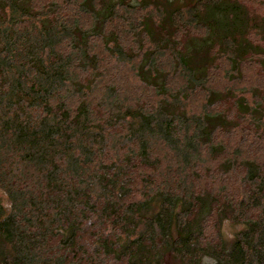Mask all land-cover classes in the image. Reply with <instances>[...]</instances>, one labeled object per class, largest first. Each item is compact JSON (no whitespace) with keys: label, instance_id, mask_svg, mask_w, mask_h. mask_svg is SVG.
I'll use <instances>...</instances> for the list:
<instances>
[{"label":"trees","instance_id":"16d2710c","mask_svg":"<svg viewBox=\"0 0 264 264\" xmlns=\"http://www.w3.org/2000/svg\"><path fill=\"white\" fill-rule=\"evenodd\" d=\"M257 1L0 0V264H264Z\"/></svg>","mask_w":264,"mask_h":264},{"label":"rangeland","instance_id":"374dc122","mask_svg":"<svg viewBox=\"0 0 264 264\" xmlns=\"http://www.w3.org/2000/svg\"><path fill=\"white\" fill-rule=\"evenodd\" d=\"M259 3V11H260V15H264V0H258L256 2V4ZM264 45V44H263ZM260 85H262V89L264 90V68L260 67ZM0 201L6 203V197L4 195V193L2 192V190L0 189ZM225 233L230 234V232L232 231V228L229 224L225 225L223 227Z\"/></svg>","mask_w":264,"mask_h":264}]
</instances>
